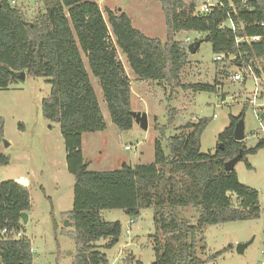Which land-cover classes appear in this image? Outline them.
<instances>
[{"label": "trees", "instance_id": "16d2710c", "mask_svg": "<svg viewBox=\"0 0 264 264\" xmlns=\"http://www.w3.org/2000/svg\"><path fill=\"white\" fill-rule=\"evenodd\" d=\"M156 1L165 18L163 42L135 28L126 12L106 8L105 20L94 0H41L43 9L31 20L16 4L0 0V88H8L21 71L25 76L48 78L50 84L48 95L41 100V112L59 124L66 169L74 175L72 210L62 213L74 228L70 237L77 252L72 264H108L106 253L95 242L107 239L105 248H112L122 227L119 220L106 221L102 210L122 209L127 216L138 217L142 209L153 208L154 259L150 264H205L200 251L205 249L207 224L256 219L260 214L258 191L240 183L235 169L223 166L240 151L245 159L264 146V137L253 147L233 138L234 125L245 116V105L239 115H230V124L218 136L222 149L217 147L215 153L201 152L200 140L208 121L203 118L168 136L169 153L157 139L152 162L88 170L81 151L83 133L103 131L106 122L82 55L90 73L98 78L112 122L121 130L130 129L134 118L130 78L117 49L138 79L167 83L170 96L179 87L197 92L217 88L207 82L180 83V73L189 61L188 43L174 37L182 31L203 33L201 41L210 42L213 54H226V59L228 54L237 55L233 63L241 55L258 73L264 72V63L256 62L264 59V0H224L205 14L195 12L197 0ZM229 18L235 31L220 27ZM258 34V42H236L239 36ZM3 126L0 117V144ZM8 163L9 157L0 152V165ZM246 165L250 167L247 160ZM187 206L197 209L195 223L179 215V208ZM30 208L27 186L17 180L0 181V264H32L31 241L21 219V213ZM3 228L7 232L2 233ZM20 231L22 235L16 238Z\"/></svg>", "mask_w": 264, "mask_h": 264}, {"label": "rangeland", "instance_id": "374dc122", "mask_svg": "<svg viewBox=\"0 0 264 264\" xmlns=\"http://www.w3.org/2000/svg\"><path fill=\"white\" fill-rule=\"evenodd\" d=\"M94 1L98 2L105 20L106 8L123 11L133 19L135 28L149 37L158 38L162 42L166 40L165 18L158 1ZM215 2L197 0L195 12L201 11L203 3ZM15 4L22 9L28 20L43 9L41 0H15ZM203 35L182 31L174 37L189 44L201 41ZM188 55L189 61L180 73V83L190 85L207 82L217 85L216 91L197 92L189 87H179L174 92L176 94L170 96L167 83L137 79L129 69L126 58L117 49L125 74L127 72L131 77V108L147 113L146 130L137 124L128 130H121L112 122L98 78L90 73L87 58L82 55L107 124L104 132L98 135L91 133L86 138L85 151L88 158H92V169L105 171L119 168L125 161L133 165L152 162L153 146L157 139L161 141L165 153H169L168 136L180 133L178 127L188 122L196 123L203 118L208 121L200 140L201 152L215 153L219 145L218 136L230 124V115H239L243 105L246 106L243 118L245 145L253 147L258 139L264 137L256 117L260 111L257 107L264 105V94L256 99V106L246 102L250 97L249 90L253 88L251 79L234 81L232 75L236 66L228 59L215 62L208 41H201L196 51ZM256 62L262 64L264 59ZM24 78H15L8 88H0V117L4 120L0 152L9 157L7 165H0V181L16 180L20 175L27 178L22 180L27 181L31 208L27 213V221L23 223V232L31 241L32 264H72L77 252L75 242L70 237L74 228L62 213L72 210L74 175L66 169V153L59 124L50 122L41 112V100L50 91L48 78L27 75ZM245 159L251 168L247 167ZM245 159L237 162L234 167L239 182L258 191L259 217L207 224L203 230L205 249L200 251V257L206 260L205 264L264 263V146L256 153L247 154ZM179 211L181 217L191 223L196 222V208L180 207ZM101 213L106 221L119 220L122 227L112 248H105L107 239L95 242L106 253L108 264H150L154 259L150 238L155 232L153 208L142 209L138 217H129L122 209L102 210ZM130 218L133 223L131 233L127 234L126 226ZM245 242L249 244L239 253L238 245ZM129 256H132L131 262H124Z\"/></svg>", "mask_w": 264, "mask_h": 264}, {"label": "built area", "instance_id": "2783aa9c", "mask_svg": "<svg viewBox=\"0 0 264 264\" xmlns=\"http://www.w3.org/2000/svg\"><path fill=\"white\" fill-rule=\"evenodd\" d=\"M223 1L224 0H216L215 3H203L201 6V11L199 12L202 14L208 13L211 8L215 5H223ZM10 3L15 4V0H9ZM244 2V0H243ZM231 6L233 7V12H235L236 6L234 4H231ZM261 25L264 26V23L261 22ZM220 27H230V29L232 31L236 30V26L233 22V20L231 18H229L228 20L222 22L220 24ZM188 39V38H187ZM261 39V35H252V36H248V35H244V36H239V38L236 39V42H246V43H251V42H258V40ZM214 60L216 61H220L223 59H226V54L220 53V54H214ZM240 57V61L233 63L236 66V71L234 72V74L232 75V78L234 81H246L247 79H251L252 83H253V88L251 90H249V99H247L246 102H250L253 106H256V99L259 97V95H263L264 94V72H257L255 70V68L253 67V65L251 64V62H247L245 61L241 55H239ZM238 56L234 55V54H228L227 59L229 61H232L234 59H237ZM260 111L259 113H257L256 117L258 119V123H259V129H261V131L264 132V105L257 107ZM133 223V219L130 218L127 221V228H126V233L130 234L131 233V224ZM7 232V230L5 228L2 229V233ZM22 233L17 232L14 236L17 238L19 236H21ZM260 264H264V263H260Z\"/></svg>", "mask_w": 264, "mask_h": 264}, {"label": "water", "instance_id": "95a60500", "mask_svg": "<svg viewBox=\"0 0 264 264\" xmlns=\"http://www.w3.org/2000/svg\"><path fill=\"white\" fill-rule=\"evenodd\" d=\"M201 41H194L191 42L187 45V51L191 54H193L196 49L199 47ZM25 72L21 71L18 73H15V78L17 79H21L24 80L25 78ZM130 113H132V116L134 118V122L139 125L140 128H142L143 130L147 129L148 126V116L147 113L144 112H139V111H133L131 110ZM244 125H243V118H241L235 125H234V133H233V138L235 141H241L245 138V133H244ZM5 145H8V143L6 141H4ZM219 149H222V144L219 143L218 145ZM242 156H243V151H240L236 156L226 160L223 163V166L226 170H233L235 169V164L237 162H239L240 160H242ZM21 185L23 186H27V181L26 180H22L20 182ZM21 219H22V223H25L28 219V214L27 212H22L21 213ZM67 224V222H66ZM249 244V242H245L244 244H239L237 247V250L239 253L243 252L244 248Z\"/></svg>", "mask_w": 264, "mask_h": 264}, {"label": "crops", "instance_id": "0c3cea01", "mask_svg": "<svg viewBox=\"0 0 264 264\" xmlns=\"http://www.w3.org/2000/svg\"><path fill=\"white\" fill-rule=\"evenodd\" d=\"M130 17V16H129ZM130 19H131V17H130ZM132 23H133V19H132ZM125 70V69H124ZM126 75H127V72H126ZM127 76H129V75H127ZM129 78H131L130 76H129ZM137 78V77H136ZM138 79V78H137ZM137 81H140V80H137ZM130 85H131V97H132V95H133V93H132V82H131V79H130ZM137 95V94H136ZM137 97H140V96H138L137 95ZM99 105H100V103H99ZM100 109H101V107H100ZM131 110H133V111H139V112H141L140 110H136V109H133V108H131ZM101 113H102V111H101ZM103 114V113H102ZM104 115V114H103ZM104 118H105V115H104ZM134 125H136V123L134 122V124H133V126ZM132 126V127H133ZM107 129V124H106V128L103 130V131H98V132H90V133H83V136H82V141H81V151L83 152V157H84V160L88 163V170H97V169H92L91 168V161H92V158L90 159V158H88V156H87V152L85 151L86 150V148H87V142H86V138H88V136H90V134L92 133V135H98V134H100V133H102V132H104L105 130ZM125 163L126 164H130V165H133V164H131V162L129 161V162H127V161H125ZM22 179H27L25 176H22V175H20V176H18V177H16V180L18 181V182H20ZM15 180V179H14ZM101 215H102V213H101Z\"/></svg>", "mask_w": 264, "mask_h": 264}]
</instances>
